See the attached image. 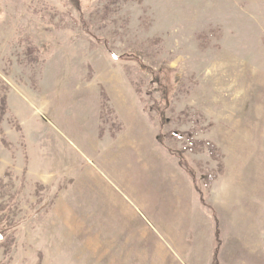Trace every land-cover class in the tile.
<instances>
[{"label":"rangeland","instance_id":"374dc122","mask_svg":"<svg viewBox=\"0 0 264 264\" xmlns=\"http://www.w3.org/2000/svg\"><path fill=\"white\" fill-rule=\"evenodd\" d=\"M0 233V264H264V0H0Z\"/></svg>","mask_w":264,"mask_h":264},{"label":"trees","instance_id":"16d2710c","mask_svg":"<svg viewBox=\"0 0 264 264\" xmlns=\"http://www.w3.org/2000/svg\"><path fill=\"white\" fill-rule=\"evenodd\" d=\"M102 95H103V98H104V96H105V91H103ZM104 104H105V102H104V99H103V102H102V109L104 108ZM0 238H1V233H0Z\"/></svg>","mask_w":264,"mask_h":264}]
</instances>
